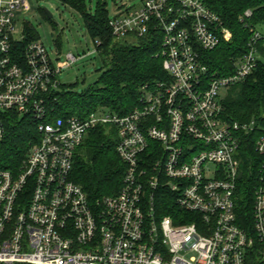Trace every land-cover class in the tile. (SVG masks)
<instances>
[{"label": "built area", "instance_id": "built-area-1", "mask_svg": "<svg viewBox=\"0 0 264 264\" xmlns=\"http://www.w3.org/2000/svg\"><path fill=\"white\" fill-rule=\"evenodd\" d=\"M29 8V0H0V142L13 116L33 119L40 133L18 171L0 169V264H264V123L230 121L222 102L254 72L259 32L252 28L233 74L209 78L202 52L232 33L202 0L119 8L109 21L117 39L163 35L167 79L144 86L125 115L99 108L62 118L53 117L60 75L83 56L53 58L26 28L16 33L17 13ZM100 127L115 130L126 169L121 190L92 203L72 172ZM254 134L250 229L239 221L237 192L243 137ZM163 194L183 212L177 221L158 214Z\"/></svg>", "mask_w": 264, "mask_h": 264}, {"label": "trees", "instance_id": "trees-1", "mask_svg": "<svg viewBox=\"0 0 264 264\" xmlns=\"http://www.w3.org/2000/svg\"><path fill=\"white\" fill-rule=\"evenodd\" d=\"M61 1L81 13L89 35L95 42H100L96 44L97 54L105 68L99 81L83 93L62 85L58 99L53 101V117L85 116L99 108L125 115L137 106L144 86L167 79L160 55L161 33L151 30L143 37L129 36L136 41L128 43L117 39L111 31L109 21L112 16L107 9V0L105 4L103 0H98L96 13L88 9V0ZM202 1L232 33L231 39L222 41L211 51L202 52L208 67V77L231 75L235 71V61L249 49L254 35L252 28L259 32L258 27L264 26V0ZM41 11L49 18L44 8ZM247 11L251 12L250 16H246ZM26 30L35 37L30 26L26 25ZM259 34L255 45L260 57L254 72L227 89L223 98V106L230 121L249 123L255 120L264 123V34ZM39 137L36 121L27 117H11L6 124V136L0 142V169L18 171ZM116 138L115 130L107 133L104 127L94 129L76 152L72 179L83 187L92 203L116 195L122 188L126 168L116 151ZM256 138L257 134L243 137L246 174L237 192L239 221L250 229L254 185L249 179L248 168L255 156ZM163 195L158 199V214L170 215L177 221L178 214L183 212L171 205L169 195Z\"/></svg>", "mask_w": 264, "mask_h": 264}, {"label": "rangeland", "instance_id": "rangeland-1", "mask_svg": "<svg viewBox=\"0 0 264 264\" xmlns=\"http://www.w3.org/2000/svg\"><path fill=\"white\" fill-rule=\"evenodd\" d=\"M30 8L23 13L19 11L15 17L16 33H21L26 25L31 32L44 42L52 57L59 53L64 61L65 56L73 52L83 56L73 66L65 69L60 80L74 91L83 93L99 81L105 65L97 54L96 42L89 35L80 12L62 3L61 0H29ZM143 0H107V9L115 16L119 8L139 6ZM98 0H88V9L96 13ZM47 8L52 18H47L41 9ZM264 34V26L258 27ZM128 43L135 42L134 38L121 39ZM120 40V41H121Z\"/></svg>", "mask_w": 264, "mask_h": 264}, {"label": "water", "instance_id": "water-1", "mask_svg": "<svg viewBox=\"0 0 264 264\" xmlns=\"http://www.w3.org/2000/svg\"><path fill=\"white\" fill-rule=\"evenodd\" d=\"M105 3H106V0H103V4H105ZM44 10L47 13L48 17L52 18V13L47 8H44Z\"/></svg>", "mask_w": 264, "mask_h": 264}]
</instances>
